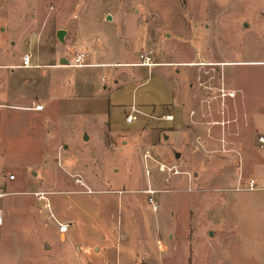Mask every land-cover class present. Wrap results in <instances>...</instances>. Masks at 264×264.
Masks as SVG:
<instances>
[{"label": "rangeland", "instance_id": "rangeland-1", "mask_svg": "<svg viewBox=\"0 0 264 264\" xmlns=\"http://www.w3.org/2000/svg\"><path fill=\"white\" fill-rule=\"evenodd\" d=\"M77 1L88 7L84 34L90 42L95 36L110 38L96 47L108 53H98V59L118 60L112 52L123 47L136 61L147 45L157 54L173 50V58L186 57L191 49L198 52L194 81L199 97L208 105L221 102L224 111L212 108L200 124L217 139L203 144L196 138L195 145L176 148L179 157L173 152L163 156L170 168L165 172L158 164L145 169L137 148L122 149L106 139L103 118L115 94L99 91L95 80L101 69L110 78L113 68H97L98 76L95 67L53 72L50 80L41 81V89L55 88L58 98L48 99L50 92L39 90L48 102L44 113L0 108V184L5 192L0 198V264H264V180L254 179L250 189L247 168L241 181L233 179L236 167L244 164L241 134L249 139L244 149L253 142L251 115L241 116L240 103L244 100L250 108L253 99H264L262 67L242 62L264 57V0ZM106 12L110 20L103 18ZM71 14H79V7ZM124 21L143 40L114 39L122 37ZM156 32L160 43H154ZM65 44L71 45L68 38ZM92 52L95 59V47ZM117 69L128 76L120 92L127 105L143 96L159 100L158 93L177 85L172 67L165 79L155 70L147 76V68H138L140 79L147 81L132 92L140 83L129 78L134 68ZM72 87L63 112L59 95ZM221 88L234 96H221ZM99 97L102 108L95 104ZM27 115L37 118L25 123L31 129H12ZM123 121V127H132ZM201 129L206 133V126ZM10 174L13 180H8ZM223 175L229 180L221 181ZM154 179L159 187L155 210L144 192ZM52 215L69 223L67 232H57Z\"/></svg>", "mask_w": 264, "mask_h": 264}, {"label": "crops", "instance_id": "crops-1", "mask_svg": "<svg viewBox=\"0 0 264 264\" xmlns=\"http://www.w3.org/2000/svg\"><path fill=\"white\" fill-rule=\"evenodd\" d=\"M69 1L71 2L66 5L62 4V0H0V108L31 111L37 112V114L44 113L48 102L41 100L42 92L39 90L46 89H41V81L50 80V75H54L53 72L57 74V72L67 68H80L66 65L67 63L64 62L72 61L73 59L70 57L73 58L75 53H83L84 59H88L87 63L94 65L81 67H95V76H98L99 69L97 68H113L110 78L104 74V69H101L103 72H100L99 80H95V86L98 87L99 91L102 89L115 94V103L107 105L108 116L103 118L106 122L104 127L106 139L111 141L110 144L114 140L115 144L120 145L122 149L137 148L139 150L138 157L144 163L145 169L153 167V165L156 168L158 163H163V156H168L170 152H173L174 157H179L176 148L183 147L186 142L195 145L196 138H198L203 144H211L212 138L217 139L210 135V128L207 125L200 124L204 121L203 117L205 118L207 111L214 108L213 111L222 113L223 110L219 107L221 102L208 105L199 97V90L194 81L199 70L194 67L199 65L195 62L198 52L191 49L186 57L173 58V50L168 51L164 48L162 54H157L154 48L147 45L145 48H140L136 61L130 59L128 51H125L123 47L118 52H112L114 56H117V59L119 58L118 60L104 61L98 59V53L103 55L104 50L98 52L96 47L102 41L110 40V38L106 35L101 41L95 36L90 42L88 33L84 34V17L88 7L85 8V2ZM77 7H79V14H71ZM103 18L110 20L109 12H106ZM136 22V24L140 23L142 29V22L139 18L136 19ZM130 28L131 25L124 21L120 31L122 37L118 36L117 38L116 34L114 39L123 42L127 40L128 36V39L136 37L143 40L144 37H140L139 31L135 29L134 34H131L133 29ZM59 30H64L63 40L57 37ZM156 37L157 32L154 43H160ZM66 38L71 45L65 44ZM89 45L92 48H89ZM94 47L95 59L92 55ZM25 53L31 54V66H22V56ZM144 53L149 56L150 65L141 64L140 55ZM104 54L108 55V53ZM200 56L204 59L206 57L201 53ZM242 62L253 63L257 67H262L264 71V57L257 56ZM121 66L134 68L129 73V78L134 81L139 80L142 76L138 68H147V76L155 70L165 79L169 77L168 69L172 67V70L177 73V85L174 87L169 84L168 90L164 91L162 96L158 93L159 100L154 101L150 100L148 96H143L139 102L133 98L132 102L127 105L121 101L122 98L120 97V92L126 88L125 78L128 77L125 71L117 69ZM146 81L147 78L140 79V83L132 87V92L137 89V85L140 86ZM70 83L68 81L66 84L70 85ZM54 89H46L50 92L48 99L58 98L56 94H53ZM73 94L72 87L69 94L59 95L62 97L63 106L61 108L63 112L66 111L64 109L67 99L72 98ZM36 95L39 97L36 98ZM100 98L95 99V104L102 108ZM257 99H253L250 108L246 106L244 100L240 103L242 107L244 106L241 116L248 118L251 115L253 142L250 149L248 147L244 149L245 144H249V139L247 135L241 132V139L239 140L244 164L239 163L235 169H238L237 177L233 178H236V182L242 180L244 168L250 169L248 179L264 180V143L258 141V137L264 138V99ZM230 103L233 104L234 102L231 101ZM34 104H42L43 108L41 110L31 109L30 107ZM118 111L120 112L118 113ZM33 118L37 120L33 115L17 119L12 129L21 127L31 129L33 126L25 125V123H33ZM122 120H124V124L132 126L130 127L132 130L127 126L123 127ZM217 120V118L213 119V121ZM202 126H206V133L202 132ZM227 159L226 157L224 162ZM205 166L208 169V165ZM222 179L221 181L225 182L229 180V177L223 175ZM146 188L155 190V193L159 191L155 179L150 180Z\"/></svg>", "mask_w": 264, "mask_h": 264}, {"label": "built area", "instance_id": "built-area-1", "mask_svg": "<svg viewBox=\"0 0 264 264\" xmlns=\"http://www.w3.org/2000/svg\"><path fill=\"white\" fill-rule=\"evenodd\" d=\"M84 57H85V55L83 53H77V54L74 55L72 61H67L66 65H70V66H73V67L94 65V64L85 62ZM140 58L142 59V62H141L142 65H150L151 64V62L149 60L150 58H149V56L146 53L141 54ZM30 59H31V54L30 53L23 54V56H22V66H31L32 64H31V60ZM234 94H235L234 91H230L228 93H224L223 89L221 88V96L228 95L229 97H233ZM30 108L34 109V110H41L43 108V105L42 104H34ZM258 141L264 143V138L263 137H258ZM157 168H158V170L160 172H165V171L170 169L165 163H158V167ZM147 174H149V172H147ZM14 178H15L14 174L8 175V180H13ZM75 182L81 184L82 180L80 178H76ZM248 187L250 189H253L255 187V180L253 178H250L248 180ZM145 193L147 194V200H148L149 204L151 205V207L154 210L157 209L158 206H157V204L155 202V199H154L155 190H153L151 188H146ZM4 195H5V192L2 190V185L0 184V198L3 197ZM41 198H44V197L41 196L40 199ZM52 216H53V218L55 220V223H56L57 232L59 234H64L65 232H67L68 227H69V223L59 221V220H57L54 217V215H52ZM2 219H3V214H2V210L0 209V224L2 223Z\"/></svg>", "mask_w": 264, "mask_h": 264}, {"label": "water", "instance_id": "water-1", "mask_svg": "<svg viewBox=\"0 0 264 264\" xmlns=\"http://www.w3.org/2000/svg\"><path fill=\"white\" fill-rule=\"evenodd\" d=\"M109 18V17H108ZM63 34H64V30H59L58 33H57V37L60 39V40H63ZM63 63V61H62ZM64 63H67V61H65ZM85 138H87V136L85 135Z\"/></svg>", "mask_w": 264, "mask_h": 264}, {"label": "bare ground", "instance_id": "bare-ground-1", "mask_svg": "<svg viewBox=\"0 0 264 264\" xmlns=\"http://www.w3.org/2000/svg\"><path fill=\"white\" fill-rule=\"evenodd\" d=\"M233 96V95H232Z\"/></svg>", "mask_w": 264, "mask_h": 264}]
</instances>
